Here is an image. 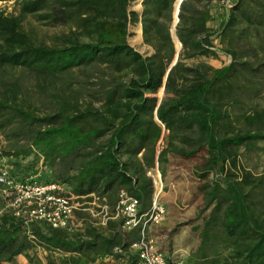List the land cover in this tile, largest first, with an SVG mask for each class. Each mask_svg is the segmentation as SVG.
I'll return each mask as SVG.
<instances>
[{
  "label": "trees",
  "instance_id": "16d2710c",
  "mask_svg": "<svg viewBox=\"0 0 264 264\" xmlns=\"http://www.w3.org/2000/svg\"><path fill=\"white\" fill-rule=\"evenodd\" d=\"M134 1L0 0L13 5L10 14L0 11V74L4 69H23L51 76L98 64L113 74L127 75L124 81L111 79L102 86L100 106L64 94L50 113L36 112L21 101L17 83L0 78V135L11 143L8 155L25 157L36 150L48 171L45 182L62 184L75 196L94 193L109 207L123 189L144 210L152 193L144 168L159 163L166 152L188 159L201 150L197 190L203 207L209 209L201 220L200 261L191 264L206 263L204 246L218 235L230 247L228 260L221 264H264V226L250 208L252 188L264 187L263 180H252L247 171L237 178L225 166L234 167L240 146L252 148L255 142H264V130L258 128L264 116L258 110L242 112L236 119L248 128L227 130L230 116L216 101L226 96L234 102L238 96L264 90V62L254 67L236 63L231 52L232 61L225 67H187L182 60L205 57L213 48L206 23L212 13L222 16L219 7L210 0H181L178 8L175 0H140L139 11L127 10ZM25 17L48 28L68 26L69 32L53 36L50 44L36 43L24 28ZM171 20L178 52L169 34ZM238 22L263 27L264 0H233L218 39L231 45ZM136 23L143 42L154 41L152 53L144 58L126 44L127 26ZM133 34L137 40L139 31ZM161 129L169 141L155 152ZM218 172L221 178H216ZM209 173L213 177L205 180ZM119 223L109 220L105 231L85 225L83 237L42 222L29 229L48 253L65 254L61 264H79L80 258L91 255L93 260L101 254L133 264L135 255L127 246L138 239L137 228L122 232ZM30 247L21 220L2 212L0 263L11 264ZM114 247L121 252L114 253ZM45 263L57 264L48 254Z\"/></svg>",
  "mask_w": 264,
  "mask_h": 264
},
{
  "label": "rangeland",
  "instance_id": "374dc122",
  "mask_svg": "<svg viewBox=\"0 0 264 264\" xmlns=\"http://www.w3.org/2000/svg\"><path fill=\"white\" fill-rule=\"evenodd\" d=\"M127 10L139 11L140 0L132 2ZM0 11L4 14H10L13 12V5L10 2H0ZM223 21L224 17L211 15L210 20L207 22V29L214 37L213 48L208 51L205 57L182 60L181 62L185 66L207 65L213 69L222 68L232 61L229 55L231 52L234 54L233 57L236 63L245 62L254 67L264 62V26L253 29V27L245 26L243 22L236 23L233 27V38L230 45L227 39H218L219 27ZM23 25L34 42H42L46 45L53 41V36L66 35L69 32L68 26L48 28L36 23L31 17H25ZM136 29L139 31L137 40L133 34ZM153 43L152 40H149L148 43L143 42L139 23L127 26L126 44L143 58L152 53ZM173 47L175 52L180 50V46L177 48L176 45H173ZM0 78L7 83H17L21 88V101L31 105L36 112L50 113L56 108L58 98L64 94L73 96L79 102L90 101L94 106H100L102 103L100 98L102 86L106 85L111 79L124 81L127 75L125 72L113 74L104 66L93 64L51 76H39L23 69H4L3 74H0ZM156 96L157 98L160 97V90L156 93ZM235 100L232 102L226 96L216 100L221 105V110H224L230 116L227 130L235 131L248 128L242 124L240 119H236L242 112L258 110L264 116V90L258 94L251 93L249 96H238ZM258 128L264 130V123ZM166 141H169L167 132L161 129L160 136L155 142V150L160 151L164 148ZM172 143L177 144L174 140H172ZM10 144L0 135V166H4L8 170L10 178L17 182L47 184L48 182H45V180L48 171L41 164L40 154L35 150L33 154L28 156L14 158L8 155L11 152ZM236 153L234 167L227 164L225 165L226 169L236 175L237 178L241 171H247L252 180L260 178L263 180L264 185V142H255L252 148L240 146L237 148ZM202 158L203 152L201 150L194 157L188 159L166 152L163 160L155 163L150 168L159 176V183L155 186L152 184L151 178L144 173L150 180L152 192L157 191L159 202L164 208L162 220L148 226L147 236L153 240L154 246L161 254L166 257L170 254L180 256L185 263L189 264L192 261H200L197 248L201 241V220L207 215L209 209L203 207L201 194L197 190V186L201 181L197 178L195 171L203 161ZM216 176V178H221L222 173L218 172ZM212 177L213 174L209 173L205 180H210ZM64 191H68L64 185L57 190L59 193ZM7 192L8 190L0 186V214L5 211L10 213L7 205ZM251 194L250 208L254 209L258 219L264 226V187L252 188ZM82 201L85 202L84 206L91 208L93 213L96 212V214L92 216L87 211L76 210L69 218L68 229H64L65 232L83 237L85 225L105 231L104 228L111 219L107 220L105 224L100 223L101 214L98 213L100 202L92 203L88 197L82 199ZM24 230L26 233L25 226ZM27 238L30 240L31 247L24 254L15 256L11 264H46L47 254L57 264H61V258L65 256L64 253L57 250L48 253L33 236L31 238L27 235ZM227 246H225L220 235L210 241L209 244H205L203 252L206 256L202 257L205 259V264H221L223 261L228 260L230 247ZM102 255L106 254L98 255L93 260H89L91 255L88 259L80 258L79 264H121L120 258L115 259L106 255L108 258L103 259V257H100ZM212 259L213 262L209 261ZM0 264L9 263L1 262Z\"/></svg>",
  "mask_w": 264,
  "mask_h": 264
},
{
  "label": "built area",
  "instance_id": "2783aa9c",
  "mask_svg": "<svg viewBox=\"0 0 264 264\" xmlns=\"http://www.w3.org/2000/svg\"><path fill=\"white\" fill-rule=\"evenodd\" d=\"M210 2L216 4L221 15L226 17L233 0ZM144 173L151 178L154 186L159 183L158 174L150 168L145 169ZM0 186L8 190L6 196L10 213L21 220L28 237L32 238L28 228L33 222H42L50 228L68 229L69 218L76 210L87 211L93 216L96 212L93 213L91 208L84 206L85 202L82 201L88 197L92 203L100 202L98 213L101 214V224H105L109 219H118L122 232L137 228L138 239L127 246V251L135 255L133 264H186L180 256L170 254L166 257L161 254L154 246L153 240L147 236L148 226L158 223L164 216V208L159 202L157 191L151 193L148 207L144 210H140L138 199L123 189L118 190L113 205L108 207L104 198L94 193L75 196L68 191L57 192L62 184L14 181L4 166H0ZM113 252L121 251L114 247Z\"/></svg>",
  "mask_w": 264,
  "mask_h": 264
},
{
  "label": "water",
  "instance_id": "95a60500",
  "mask_svg": "<svg viewBox=\"0 0 264 264\" xmlns=\"http://www.w3.org/2000/svg\"><path fill=\"white\" fill-rule=\"evenodd\" d=\"M180 1H179V3H180ZM176 21H177V18L175 17V23H176ZM175 23H173V25L171 23V26H170V29H169L170 38H171V41H172V43H173L174 46H175V43H177L179 45V43L177 42V40H176V38L174 36V25H175ZM175 58H176V56L174 57V60H173V62L171 64V66L174 64Z\"/></svg>",
  "mask_w": 264,
  "mask_h": 264
},
{
  "label": "crops",
  "instance_id": "0c3cea01",
  "mask_svg": "<svg viewBox=\"0 0 264 264\" xmlns=\"http://www.w3.org/2000/svg\"><path fill=\"white\" fill-rule=\"evenodd\" d=\"M212 14H213V13H212ZM215 14H216V13H215ZM215 14H214L215 17L218 16V14H216V15H215ZM206 27H207V23H206ZM115 220H116V219H115ZM111 221L113 222L114 219H111L110 222H111ZM100 257H103V259H104V258H108V256H106V255H102V256H100Z\"/></svg>",
  "mask_w": 264,
  "mask_h": 264
},
{
  "label": "bare ground",
  "instance_id": "6f19581e",
  "mask_svg": "<svg viewBox=\"0 0 264 264\" xmlns=\"http://www.w3.org/2000/svg\"><path fill=\"white\" fill-rule=\"evenodd\" d=\"M179 1L180 0H175V3H174L175 8H178Z\"/></svg>",
  "mask_w": 264,
  "mask_h": 264
}]
</instances>
